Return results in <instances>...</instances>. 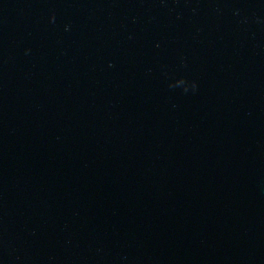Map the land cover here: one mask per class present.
Returning a JSON list of instances; mask_svg holds the SVG:
<instances>
[{
	"label": "water",
	"instance_id": "obj_1",
	"mask_svg": "<svg viewBox=\"0 0 264 264\" xmlns=\"http://www.w3.org/2000/svg\"><path fill=\"white\" fill-rule=\"evenodd\" d=\"M0 264H264V0H0Z\"/></svg>",
	"mask_w": 264,
	"mask_h": 264
}]
</instances>
